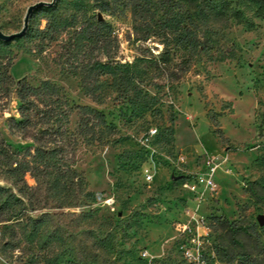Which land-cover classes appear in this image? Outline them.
I'll list each match as a JSON object with an SVG mask.
<instances>
[{"label":"rangeland","instance_id":"rangeland-1","mask_svg":"<svg viewBox=\"0 0 264 264\" xmlns=\"http://www.w3.org/2000/svg\"><path fill=\"white\" fill-rule=\"evenodd\" d=\"M79 1L89 8L93 4ZM260 1L172 0L178 6L175 13L213 47L193 56L190 70L178 82L166 79L164 70L149 63L160 59V40L137 41L148 28L145 21L159 33L156 21L163 19L166 9L162 0H134L124 16L103 14L118 37L119 59L128 66L123 70L125 81L116 85L123 96L116 100L118 92L109 90L103 105L84 95L78 78L61 71L57 44L43 53H28L37 42L9 44L17 56L10 70L15 81L28 77L33 84L56 83L75 105L103 112L116 132L106 147L78 148L76 169L94 197L57 220L62 242L49 255L51 264H147L144 253L161 264H199L198 259L204 264H239L240 244L244 240L251 245L255 235L237 236L236 246L232 233L210 226L214 217L242 227L248 235L256 225L259 246H264V225L258 222L264 217V0ZM40 2L52 0H0L3 33L20 32L29 7ZM134 11L143 17L137 31ZM45 26L43 20L41 27ZM1 51L0 47V57ZM189 57L188 52H173L172 63ZM18 109L15 90L9 99L1 97L0 135L22 148L28 144L9 130L12 119H20ZM78 123L74 114L72 131ZM151 129L157 134L146 142ZM207 157L219 165L218 190L199 196L183 184L203 171ZM148 171L152 182L145 179ZM27 181L35 185L30 177ZM7 239L0 232V264H49L43 260L46 252L29 244L4 251Z\"/></svg>","mask_w":264,"mask_h":264},{"label":"trees","instance_id":"trees-1","mask_svg":"<svg viewBox=\"0 0 264 264\" xmlns=\"http://www.w3.org/2000/svg\"><path fill=\"white\" fill-rule=\"evenodd\" d=\"M92 2L90 8L79 0L68 4L65 0H56L52 6H41L33 12L23 37L10 42L0 41L1 53L4 54L0 57V100L1 97L9 99L15 90L20 119H12L9 130L28 144L16 148L0 135V181L4 183L0 185V232L3 239L8 238L4 251L29 244L40 252H46L43 260H48L49 264L52 262L49 255L53 256L56 246L62 242L61 226L57 220L66 215L64 211L81 209L94 197L84 174L76 169L79 146L106 147L116 132L107 123L103 112L90 106L75 105L56 83L41 81L33 84L28 77L15 81L10 70L17 56L8 46L15 41L27 40L37 42L28 53L33 50L43 53L47 47L57 44L61 71L80 80L87 98L103 105L110 98L109 90H113L118 92L116 100H119L124 93L120 88L117 90L116 85L125 81L123 70L128 66L119 59L120 44L114 29L105 19L100 20L99 15L124 16L135 2ZM162 2L166 9L163 19L156 21L159 33L151 30L145 21L148 28L138 34L137 41L147 43L158 38L163 46L160 59H151L149 63L155 70H164L166 79L178 82L190 70L192 57L208 53L213 47L208 45V40L197 28L175 13L177 4L172 0ZM38 17L41 19L37 20ZM134 18L137 31L143 17L134 11ZM43 20L46 21L45 28L41 27ZM178 51L188 52L191 57L173 64V52ZM74 114L79 117V123L77 130L72 131L70 126ZM27 177L35 182L34 186L28 183ZM52 211L63 213L52 214ZM33 213L38 215L33 216ZM75 215L70 213V216ZM210 226L222 227L232 233L236 246H239L237 236L255 235L251 245L245 244L244 240L240 244L239 264L264 263V246H259L260 235L256 225L251 227V235L222 218L214 217ZM39 259L37 257V263Z\"/></svg>","mask_w":264,"mask_h":264},{"label":"built area","instance_id":"built-area-1","mask_svg":"<svg viewBox=\"0 0 264 264\" xmlns=\"http://www.w3.org/2000/svg\"><path fill=\"white\" fill-rule=\"evenodd\" d=\"M156 134H157V130L151 129L150 132L148 133V139H145L146 142H148L149 139L155 137ZM144 145L147 147L145 142ZM218 169H219V165L216 162V160L212 157H207L204 163L203 171L201 173L194 175L192 178H188L184 182L183 187L185 189H188L191 193L199 196L203 195L205 191L216 193L218 190V183L216 181V173ZM145 179L148 182H152L153 175L148 171L145 175ZM187 254L189 259L194 258L193 253L188 251ZM142 258L147 262V264H161L159 260L155 258H151L146 253L142 254ZM197 263L204 264L199 262V259Z\"/></svg>","mask_w":264,"mask_h":264},{"label":"water","instance_id":"water-1","mask_svg":"<svg viewBox=\"0 0 264 264\" xmlns=\"http://www.w3.org/2000/svg\"><path fill=\"white\" fill-rule=\"evenodd\" d=\"M56 0H53L52 2H40V3H37L35 5H32L31 7H29L27 13H26V16H25V19H24V25H23V28L20 32H17V33H14V34H11V35H7L5 33H3V31L0 29V41H3V42H10V41H13L14 39L16 38H20V37H23L25 35V33L27 32L28 30V27H29V22H30V18L33 14V12L41 7V6H52L54 3H55ZM99 19L100 20H103V16L102 14L99 15ZM258 222L261 226L264 225V217H260L258 219Z\"/></svg>","mask_w":264,"mask_h":264}]
</instances>
